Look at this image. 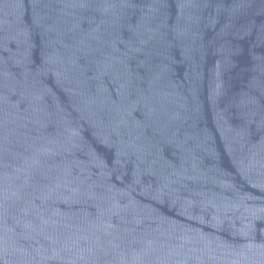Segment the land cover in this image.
I'll list each match as a JSON object with an SVG mask.
<instances>
[{"label":"water","instance_id":"95a60500","mask_svg":"<svg viewBox=\"0 0 264 264\" xmlns=\"http://www.w3.org/2000/svg\"><path fill=\"white\" fill-rule=\"evenodd\" d=\"M0 264H264V0H0Z\"/></svg>","mask_w":264,"mask_h":264}]
</instances>
